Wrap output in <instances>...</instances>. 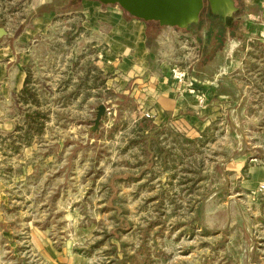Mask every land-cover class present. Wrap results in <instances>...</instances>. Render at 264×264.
<instances>
[{"label": "rangeland", "instance_id": "1", "mask_svg": "<svg viewBox=\"0 0 264 264\" xmlns=\"http://www.w3.org/2000/svg\"><path fill=\"white\" fill-rule=\"evenodd\" d=\"M235 2V29L207 7L199 24L232 33L226 74L243 102L213 99L157 126L133 82L108 88L119 77L101 64L108 28H93L120 6L0 0V49L15 56L0 65L25 72L34 95L23 103L25 85L0 75V264H264V0ZM190 48L169 64L193 76Z\"/></svg>", "mask_w": 264, "mask_h": 264}, {"label": "crops", "instance_id": "2", "mask_svg": "<svg viewBox=\"0 0 264 264\" xmlns=\"http://www.w3.org/2000/svg\"><path fill=\"white\" fill-rule=\"evenodd\" d=\"M87 8H90V13L93 14L97 7L93 9L87 5ZM105 8L107 9L105 12H97L100 23L95 22L93 29L98 32L101 28H108L104 37L108 51L101 56V64L107 72L119 75L118 78L109 80L108 88L116 87L118 82L119 86L133 82L136 86L132 95L140 104L148 105L149 109L153 108L154 124L160 126L166 123V115L177 110L197 109L190 98L177 100L172 89L170 73L173 65L169 64L171 62L169 57L175 53L173 51L189 50L190 46L192 56L195 57L193 49H198L199 54L190 67L193 76L190 69H187L192 77L209 89V105L213 99L229 102L227 106L243 102L242 91L235 80L226 74L229 65L228 57H225L224 53L226 40L232 33L226 27L223 28L225 25H241L242 17L232 19L234 15L230 14L223 20L222 27L215 22L196 23L184 30L162 27L156 40L149 42L147 30L153 23L147 24L129 16L125 11L123 13L114 10V7ZM218 30H223L224 34H221L222 31L217 32ZM0 57L3 58H0L1 61L5 60L9 65L15 62V56L10 48L0 49ZM7 64L0 65V75L10 70L13 86L21 90L25 85L26 73L17 68L8 69ZM17 66L19 67L20 63H17ZM76 258L74 257L71 264H85Z\"/></svg>", "mask_w": 264, "mask_h": 264}, {"label": "water", "instance_id": "3", "mask_svg": "<svg viewBox=\"0 0 264 264\" xmlns=\"http://www.w3.org/2000/svg\"><path fill=\"white\" fill-rule=\"evenodd\" d=\"M104 6H120L129 16L147 24L158 23L161 27L187 29L199 23L205 2L209 4L213 16L227 18L238 11L235 0H98ZM7 35L0 29V38ZM107 107L101 105L92 128L99 130L102 119L107 115Z\"/></svg>", "mask_w": 264, "mask_h": 264}, {"label": "built area", "instance_id": "4", "mask_svg": "<svg viewBox=\"0 0 264 264\" xmlns=\"http://www.w3.org/2000/svg\"><path fill=\"white\" fill-rule=\"evenodd\" d=\"M170 73L172 89L177 100L190 98L198 109L205 110L208 107L209 89L192 77L188 69L175 65L171 67ZM147 117H151L150 114L147 113ZM259 193H264V185L260 186Z\"/></svg>", "mask_w": 264, "mask_h": 264}, {"label": "trees", "instance_id": "5", "mask_svg": "<svg viewBox=\"0 0 264 264\" xmlns=\"http://www.w3.org/2000/svg\"><path fill=\"white\" fill-rule=\"evenodd\" d=\"M206 7L208 8V10H210L209 4H208L207 1L205 2V8ZM41 8H39L38 10H40ZM47 8H51V5H47ZM205 8H204V10H205ZM204 10L202 11V14L204 13ZM53 11L54 10H52V9L49 10L50 13H52ZM240 11L238 10V12L235 13V14L236 15H240L241 14ZM202 14H201V16H202ZM213 18L219 19L218 17H213ZM236 26L237 25H233L232 28L235 29ZM160 29H162V27L158 23H155V22H153V25H151V26L148 27V30H147V39H148L149 42H153L154 40H156V38L159 35ZM27 81H26L25 87H24V89H23V91L21 93V96H20V99H21V101L23 103H27V102L31 101L32 98H34V95L32 94V92L27 88V83H28ZM43 118H44L43 114L38 112L34 116L30 117L27 121H28L29 125H32L34 123H37L38 121H40ZM40 133H41V131L38 132V134H40ZM28 137H29L28 138V142H30L31 141V137L30 136H28Z\"/></svg>", "mask_w": 264, "mask_h": 264}]
</instances>
